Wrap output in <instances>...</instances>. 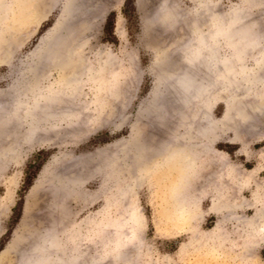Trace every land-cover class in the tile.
<instances>
[{
  "label": "rangeland",
  "instance_id": "obj_1",
  "mask_svg": "<svg viewBox=\"0 0 264 264\" xmlns=\"http://www.w3.org/2000/svg\"><path fill=\"white\" fill-rule=\"evenodd\" d=\"M125 1L0 0V264H26L47 234L63 264H264V0ZM233 10L253 49L216 73L210 50L234 57L219 33ZM182 48L216 84L186 103ZM167 144L188 169L162 165ZM214 199L237 208L219 217Z\"/></svg>",
  "mask_w": 264,
  "mask_h": 264
},
{
  "label": "bare ground",
  "instance_id": "obj_2",
  "mask_svg": "<svg viewBox=\"0 0 264 264\" xmlns=\"http://www.w3.org/2000/svg\"><path fill=\"white\" fill-rule=\"evenodd\" d=\"M159 4V3H158ZM68 5V3L66 4ZM70 5V4H69ZM165 3L163 4V2H161L159 4V7H165L167 8L166 6H164ZM164 8V9H165ZM68 9V8H67ZM70 10V9H69ZM63 13H66V6L63 8ZM68 14V13H67ZM66 14V16H67ZM71 14V13H70ZM170 17V16H169ZM218 17V16H217ZM33 18V17H32ZM34 18L36 20V23L39 22V20L41 19L39 17V15H36V13L34 14ZM242 19H243V15H241V13H237V11L233 10L231 12H229L227 14V17L225 18L224 20V24L226 25L224 29H222L219 33L222 37H224L226 40H228L230 43V47H231V51L232 53L234 54V57L233 55L232 56H224L223 58L218 54V51L215 50V51H212L210 50V53L208 54V61L211 65H214L215 67V71L216 73H220L221 71H223L225 69V73H226V70H231V66L233 65V58H235V56H238L240 55L242 58H244L245 56H248L250 54V51L253 49V39H252V35H253V30L250 28L249 24L251 22H249V24H246L244 22H242ZM197 23V21H194ZM60 19L58 22H56V24L54 25V28H59L60 27ZM223 24V25H224ZM63 25V24H62ZM197 25V24H196ZM251 25V24H250ZM64 26V25H63ZM221 26V25H220ZM194 27V26H193ZM61 28V27H60ZM63 28H66L63 27ZM62 28V29H63ZM200 28V27H199ZM198 28V29H199ZM61 29V30H62ZM197 29V30H198ZM201 29V28H200ZM60 30V29H59ZM64 30V29H63ZM62 30V31H63ZM195 30V29H194ZM198 44H199V47H201V49H209L208 48V44H207V41H205L206 39V35L205 33H203V31H198ZM118 33V32H117ZM68 38V37H67ZM216 39V38H215ZM64 40V39H63ZM237 40V41H236ZM66 43V44H65ZM65 43H62L63 46H62V49L65 51H68L69 53H71V50L72 49H75L76 48V45L68 42V41H65ZM182 56L183 58L185 59V63H186V69H184L182 72V74L180 75H177L175 78H172L174 79V85L176 87V90L177 92L179 93L180 97L182 98L181 100L184 101V103L186 102H189V100H195V99H198V98H203L205 96V94L209 93L210 90H212V88H214L216 86V84L214 85L213 82L209 80H196V74H197V65L201 64V62H205L204 60V56L203 54L200 52H198L197 54H195L194 52L190 51V50H186V48H182ZM1 51V50H0ZM45 51V50H44ZM52 50H50L51 52ZM60 51V49H59ZM181 51V50H180ZM58 53V51H56ZM61 52V51H60ZM59 52V53H60ZM64 52H61V53H64ZM46 53L47 52H44L43 53V57H42V60H39V61H43L44 57L46 56ZM2 55V53H1ZM0 55V56H1ZM7 55V54H5ZM59 54H57L58 56ZM65 57H67V54H65ZM63 55V56H64ZM71 55V54H70ZM68 55V57L70 56ZM55 57H57L56 55H54ZM59 56H62V54H60ZM72 56V55H71ZM71 57H69L70 59ZM207 58V56H206ZM241 58V59H242ZM264 58V57H263ZM41 59V58H40ZM55 59V58H54ZM60 59V58H59ZM2 60V59H1ZM72 60V59H70ZM45 61V60H44ZM56 62V61H55ZM42 63V62H41ZM59 62H57L56 64H58ZM206 63V62H205ZM40 65V63H39ZM57 66V65H56ZM210 66V65H209ZM49 67V66H48ZM32 69V68H31ZM61 69V68H60ZM63 69V68H62ZM65 69V68H64ZM223 69V70H221ZM33 70V69H32ZM43 70V69H42ZM40 70V71H42ZM234 70V69H233ZM39 71V70H38ZM44 71V70H43ZM68 71V70H67ZM33 73V76L37 77V73H36V69L35 71H32ZM70 72H73V71H70ZM69 72V73H70ZM212 72V71H211ZM39 73V72H38ZM166 74V73H165ZM233 73H230L228 77V79H231V76ZM72 73L68 75H66L65 77V74L63 75L64 77L63 78H66V81L67 83H69V81L73 80V78L71 79V77H73L75 74H73L72 76ZM222 75V73L220 74ZM71 76V77H70ZM167 76V75H166ZM198 76V75H197ZM218 76V75H217ZM76 76H74L75 78ZM171 77V76H170ZM167 78V77H166ZM38 79V78H37ZM68 79V80H67ZM71 79V80H70ZM168 79V78H167ZM75 80V79H74ZM65 81V80H64ZM65 81V82H66ZM215 81V80H214ZM237 81V80H236ZM173 82V81H172ZM163 83V82H162ZM231 83V82H230ZM232 85V83H231ZM236 93V92H235ZM55 96V95H54ZM59 97V96H58ZM68 98H71L68 97ZM67 98V99H68ZM48 99V98H47ZM45 99L46 101H53L54 102V97H52L51 99ZM237 99V98H236ZM240 99V98H239ZM57 100V98H56ZM45 101V102H46ZM50 101V102H51ZM58 101V100H57ZM49 102V103H50ZM56 102V101H55ZM63 102V101H62ZM43 103V102H42ZM48 102H46L45 104H47ZM48 103V104H49ZM1 106V105H0ZM39 105L38 103H34L32 105H25L24 106V109H23V116L25 118V120H27V126L28 125H31L32 123H34V116H36V111L38 110ZM64 108H67V107H64ZM231 109V108H230ZM58 110V109H57ZM53 111V109H52ZM61 111V110H60ZM139 138V137H137ZM168 140H173L172 138H169ZM140 143V142H139ZM138 143V144H139ZM142 143V142H141ZM164 143V142H163ZM166 144V143H165ZM173 144V143H172ZM147 145V144H146ZM149 145V144H148ZM157 145V143H156ZM159 147L160 145L162 144H158ZM154 146V145H153ZM158 147V146H157ZM150 148V146H149ZM147 147H145L144 145L140 144L138 146V153L136 155H138L141 160H144L146 159V150ZM156 149V148H153V150ZM158 149V148H157ZM160 151V150H159ZM134 152H136L134 150ZM163 153L161 156V160H162V165L164 167H170L171 164H175L177 163L179 166H182V168L184 169V171L186 169H188L192 163V159L189 158L188 156V152L185 148H180V149H172L171 146L169 144H167V146L164 147V150L161 152ZM127 154V153H126ZM129 155V154H128ZM148 155V154H147ZM150 156V155H149ZM134 157V155H133ZM103 158V157H102ZM104 159V158H103ZM102 159V160H103ZM119 159V158H118ZM123 160V158H122ZM132 160V159H131ZM140 160V162H141ZM128 161V160H127ZM96 162V161H95ZM93 164V169L97 170L99 169V163H95ZM117 162V161H116ZM152 163V162H151ZM151 163H149L151 165ZM156 163V162H155ZM149 164H145V165H148ZM120 165V164H119ZM90 168L92 167L91 165H89ZM91 170V169H90ZM81 170H79L80 172ZM187 172V171H186ZM184 173V172H183ZM81 175V174H80ZM183 175V174H182ZM185 178V177H184ZM70 183L73 185V186H77L79 185V183L77 182V180H71ZM241 206V205H240ZM225 208V210L223 209ZM237 207H233V205L231 204H226V203H223V202H219L217 199H214L212 201V205H211V212L218 215L219 217H221V215H224V213L226 212H231V211H234ZM223 209V210H222ZM46 234V233H45ZM48 235V234H47ZM46 235V239L45 240V245L44 247L41 246L39 248H35L36 250L33 252V258L30 259L26 264H44L47 257H50L52 258L51 261H52V264H63L61 262V259L57 256V252L54 250V249H49L50 248V245H51V240L52 238H50V236H47ZM53 254H52V252ZM4 251L0 252V256L3 254ZM52 255V256H51ZM25 257V256H24ZM28 260V259H27ZM26 260V261H27ZM24 262V260H22ZM71 264H75L74 262H72Z\"/></svg>",
  "mask_w": 264,
  "mask_h": 264
},
{
  "label": "trees",
  "instance_id": "obj_3",
  "mask_svg": "<svg viewBox=\"0 0 264 264\" xmlns=\"http://www.w3.org/2000/svg\"><path fill=\"white\" fill-rule=\"evenodd\" d=\"M127 3H128V0L125 1V8L123 10L124 14H127V11H126ZM113 18H114V13L110 12L108 17H107V21L105 23V26H104L107 33L111 32V27H112L111 21H113ZM30 185H31V180H28L26 185L24 186V190L28 189L30 187ZM4 242H5V239L0 240V251L2 250Z\"/></svg>",
  "mask_w": 264,
  "mask_h": 264
}]
</instances>
